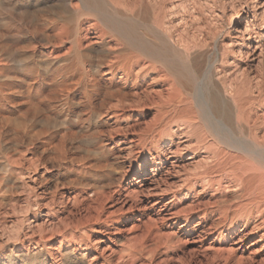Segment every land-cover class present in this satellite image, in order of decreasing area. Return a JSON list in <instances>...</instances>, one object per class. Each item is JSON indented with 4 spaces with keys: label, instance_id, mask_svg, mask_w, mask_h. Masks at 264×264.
<instances>
[{
    "label": "bare ground",
    "instance_id": "6f19581e",
    "mask_svg": "<svg viewBox=\"0 0 264 264\" xmlns=\"http://www.w3.org/2000/svg\"><path fill=\"white\" fill-rule=\"evenodd\" d=\"M232 1L238 4L230 8L228 30L217 31L213 25L208 26L213 23L225 29L221 27L225 6ZM166 2L0 0V25L7 28L5 36L14 37L10 46H0V74L7 63L15 64L13 58L20 51L36 50L38 44L46 64L55 71L63 102L69 100L75 88L81 89L83 98L88 100L103 89L98 108L91 112L96 119L105 117L118 124L127 123L129 113L143 116L146 111H153L144 133L119 141L117 147L123 148L116 150L138 156V177L149 164L151 176L139 181L151 187L150 199L176 198L183 190L190 195H185L190 201L187 207L175 211L181 203L167 199L159 211L173 224L181 222L182 234L200 241L217 234L237 238L233 244L241 249V244L253 238L264 249V0H175L170 6ZM177 14L181 16L170 22ZM190 18L203 21L192 33L187 28ZM14 22L17 25L13 35ZM242 60L244 64H240ZM251 70L256 74L250 75ZM26 93L28 96L31 91L27 89ZM127 129L128 126H117L114 132L110 129L109 139L112 133L125 136ZM98 134L103 149L104 134ZM9 164L3 163V169L10 168ZM33 164L38 165V161ZM78 164L82 166L83 159ZM80 173H75L73 179L81 180ZM96 187L92 188L94 195L99 194ZM196 188L200 191L196 192ZM209 190L212 193H207ZM43 192L35 195L42 201ZM195 219L197 222L190 226ZM91 221L77 219L61 230L58 219L46 216L38 228L43 231L44 225L49 226L47 240L41 237L28 242L43 246L47 241L57 243V251L63 249L59 264H112L111 254L87 257V252L95 247L87 233ZM72 228L79 234H69ZM51 247L32 255L21 253L20 261L25 264L45 257L54 261L53 251H57L51 252ZM228 249L227 252H234L233 248Z\"/></svg>",
    "mask_w": 264,
    "mask_h": 264
},
{
    "label": "rangeland",
    "instance_id": "374dc122",
    "mask_svg": "<svg viewBox=\"0 0 264 264\" xmlns=\"http://www.w3.org/2000/svg\"><path fill=\"white\" fill-rule=\"evenodd\" d=\"M244 1L240 0L241 3ZM174 2L175 0H167L166 4L170 6ZM237 4V1H232L225 6L226 14L222 20L223 24L221 23V27L225 29L218 28L219 25L213 24L212 20L205 15L208 24L212 23L208 26L213 25L212 29L215 28L217 31L228 30L230 8H235ZM50 6L51 3L47 4L46 8ZM180 16L181 14H177L169 21L175 22ZM191 20L190 18L187 27L190 33L203 25L200 23L203 22L201 20ZM15 24L17 25L16 22L11 24L13 35L16 30ZM4 31H7V28L0 25L2 38H0V46H10L14 37L5 36ZM35 49L20 51L21 54L18 53V57L13 58L15 64L12 66L11 63L9 65L7 63L6 70L0 74V264H23L19 258L21 253L27 252L32 255L41 248L45 250L46 246L53 247L49 249L51 252L53 249L57 251V243L47 241L48 243L43 246L28 242V239L37 241L41 237L47 240L49 226L47 228V225H44L43 231L38 228L46 216L55 217L56 221L58 219L62 223L61 230L65 229L66 225L75 224L77 219L84 221L91 218L92 221L89 223L91 230L87 233L91 244L95 242V247H92L89 253L87 252L88 259L94 256L100 257L99 254L104 257L111 254L112 264H264L262 243H255L253 238L246 240L241 244L243 247L239 249V245L233 244L237 238L217 237V234H214L200 241L193 236L182 234L179 231L182 223L173 224V221L159 210L167 199L181 203L175 207V211L187 207L190 202L187 200L190 196L187 191L188 196L183 190L175 196L176 198L168 197L163 201L157 200L156 197L152 199L148 197L152 194L151 187L148 184H142L139 180L151 176V167L147 164L144 168L145 172L138 177L140 176L138 156L120 153L116 149L123 145L117 147L116 144L143 134L151 124L153 111H146L143 116L140 113H129L130 118L127 123L120 121L118 124L113 120H105V117L96 119L91 112L98 108V99L103 89L100 96L97 95L88 100L83 98L81 89L75 88L69 100L63 102L57 91L54 69L47 65V59L41 56L42 47L37 44ZM39 57L43 59L40 60ZM20 58H22L21 61ZM22 61L28 62L21 64ZM244 62L245 60H242L240 64ZM262 69L264 84V67ZM249 73L256 74L253 70ZM27 89L31 91L29 97L26 93ZM30 95L35 98H33L35 102ZM44 97L47 98L45 101ZM117 126H128L125 131L126 137L112 133V138L109 139L108 133L111 130L114 132ZM99 131L104 134L105 144L101 146L103 149H100ZM62 154L66 155V159H62L65 156ZM82 159L84 164L80 166L81 163L80 165L78 163ZM34 160L38 161V165L35 164L36 167L33 164ZM39 161H43L45 165L42 162L43 165H40ZM2 162L8 163V167H11L4 170ZM71 163L74 165H70ZM79 171H81L82 179L77 181L73 178H76ZM42 173L43 176H41ZM42 177L46 180H41ZM67 183L69 185L66 187ZM94 184L99 188L98 195L92 193V190L97 188ZM195 190L198 192L200 188ZM41 192L45 194L43 201L35 196ZM207 193L210 194L212 191L209 190ZM61 194L63 198H60ZM196 222V219L191 221L190 226ZM240 228L241 226L237 230ZM79 232L72 228L69 234L76 236ZM228 248H233L234 252H227ZM72 249L73 246H70L69 250ZM60 252L53 251L58 260L52 261L45 257L33 262L30 260L31 262L25 264H59ZM100 261L101 259L98 262Z\"/></svg>",
    "mask_w": 264,
    "mask_h": 264
}]
</instances>
